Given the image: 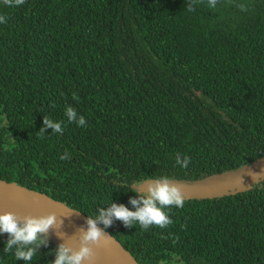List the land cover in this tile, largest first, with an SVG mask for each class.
<instances>
[{"label":"trees","instance_id":"obj_1","mask_svg":"<svg viewBox=\"0 0 264 264\" xmlns=\"http://www.w3.org/2000/svg\"><path fill=\"white\" fill-rule=\"evenodd\" d=\"M0 15V182L96 220L112 204L135 211L147 180L264 155V0H0ZM67 106L87 125L68 123ZM44 116L63 133L41 136ZM185 196L165 228L96 221L139 264H264V178ZM9 238L0 264H53L67 246L47 232L32 261L16 260Z\"/></svg>","mask_w":264,"mask_h":264},{"label":"clouds","instance_id":"obj_2","mask_svg":"<svg viewBox=\"0 0 264 264\" xmlns=\"http://www.w3.org/2000/svg\"><path fill=\"white\" fill-rule=\"evenodd\" d=\"M3 3L6 6H18L23 5L25 0H3ZM211 4L214 7L215 0H211ZM240 9L247 11L248 6H241ZM187 11H192L190 6L187 7ZM0 23H7L5 16L0 15ZM65 115L68 123L74 122L78 127L87 125L84 116L79 115L76 109L71 106L66 107ZM63 123L62 120L55 121L48 116H44L43 127L40 128L39 133L43 136L47 128H52L54 133L62 134L64 131ZM69 158L70 154L67 150L60 156L61 160ZM176 160L182 168H187L191 157L185 155L183 161H180L179 153H177ZM162 179L163 182L158 181L154 185H148V197L141 196L139 199H131L130 203L136 208L135 211L129 210L123 204H112L107 210H101L96 220L102 222L106 227L111 225L113 218L122 221L127 227H134V222H138L144 230L150 225L160 228L171 225L173 221L169 218L170 207L182 208L186 196L179 184L169 183L170 180H173L172 177L165 176ZM24 219L25 222L21 225L15 213L5 212L0 214V233H7L10 237L5 243V253L10 252L15 246L14 255L16 260L32 261L37 248L45 243L44 240L39 238V235L47 233L56 223V214L50 213L40 217L26 216ZM96 220L88 219V230L80 236L79 250L72 252L70 247L64 244L60 245L53 264H81L82 260H87L91 264V261L95 258V253L93 247L89 245L101 246V239L104 237L102 230L97 227ZM32 245H35V247ZM69 252H72V254L69 255ZM172 264H175V258H173Z\"/></svg>","mask_w":264,"mask_h":264},{"label":"water","instance_id":"obj_3","mask_svg":"<svg viewBox=\"0 0 264 264\" xmlns=\"http://www.w3.org/2000/svg\"><path fill=\"white\" fill-rule=\"evenodd\" d=\"M260 178H264V155L222 174L207 175L195 180L174 179L169 183L179 184L187 196L200 197L242 191ZM158 181L163 182V179L147 180L143 188L148 189L149 184L154 185ZM5 212L15 213L16 218L24 222L26 216L40 217L55 213L56 223L48 230V233L60 239L74 252L75 248L72 243L56 236L51 230L81 243L80 236L88 230L87 221L90 218L53 198L32 192L19 185L0 182V214ZM96 224L102 230L104 237L101 239V246H89L93 247L95 255L104 264H139L120 241L108 233L97 221Z\"/></svg>","mask_w":264,"mask_h":264},{"label":"bare ground","instance_id":"obj_4","mask_svg":"<svg viewBox=\"0 0 264 264\" xmlns=\"http://www.w3.org/2000/svg\"><path fill=\"white\" fill-rule=\"evenodd\" d=\"M51 232H52L53 234H55L56 236H59V237L62 238L63 240H65V241H67V242H69V243H72V245H74V248L76 249V251L79 250L80 243H77V242L73 241L70 237H68V236H66V235H63V234H61V233H59V232H56V231H53V230H51ZM82 261H84L83 264H84V263H85V264H89V262H88L87 260H82ZM91 264H104V263H103V262L97 257V255H95V258H94L93 261H91Z\"/></svg>","mask_w":264,"mask_h":264},{"label":"rangeland","instance_id":"obj_5","mask_svg":"<svg viewBox=\"0 0 264 264\" xmlns=\"http://www.w3.org/2000/svg\"><path fill=\"white\" fill-rule=\"evenodd\" d=\"M75 251H76V249H75ZM83 262H84V261H81L82 264H83ZM84 264H85V263H84Z\"/></svg>","mask_w":264,"mask_h":264}]
</instances>
